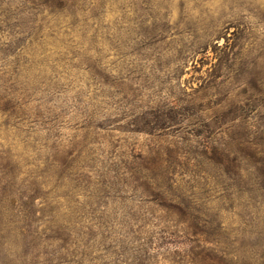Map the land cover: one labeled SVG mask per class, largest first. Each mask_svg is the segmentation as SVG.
I'll return each instance as SVG.
<instances>
[{
    "label": "rangeland",
    "instance_id": "1",
    "mask_svg": "<svg viewBox=\"0 0 264 264\" xmlns=\"http://www.w3.org/2000/svg\"><path fill=\"white\" fill-rule=\"evenodd\" d=\"M4 89L25 91L34 117L15 128L0 114V144L25 152L38 140V150L70 140V189L48 175L33 176L44 168L31 164L7 167L19 179L0 187L27 195L21 205L34 211V234L50 257L60 244L55 237L68 239L71 231L78 235L74 247L91 255L85 264H116L110 252L139 245L126 239L139 226L127 212L149 205L122 184L108 188L114 167L126 170L132 156L149 159L158 149L180 157L201 150L199 141L211 146L218 121L229 122L220 125L236 136L243 127L251 139L264 133V0H70L61 16L6 2L0 7ZM166 119L179 123L151 128ZM36 194L30 210L28 196ZM262 204L252 212L263 217ZM245 211L242 205L227 218L229 230L243 228ZM179 241L169 237L154 246L175 248ZM253 241L238 242L245 263L264 264L250 254L262 251ZM20 243L15 264L25 252ZM169 257L161 251L157 260L170 264ZM7 258L1 254L0 264H10Z\"/></svg>",
    "mask_w": 264,
    "mask_h": 264
},
{
    "label": "trees",
    "instance_id": "2",
    "mask_svg": "<svg viewBox=\"0 0 264 264\" xmlns=\"http://www.w3.org/2000/svg\"><path fill=\"white\" fill-rule=\"evenodd\" d=\"M6 2L47 9L54 16H61L68 9L70 0H0V7ZM5 91H0V114L7 116L8 124L11 125L10 119H13L16 123L12 126L17 128L18 123L31 120L30 96L26 97L25 91L20 94ZM157 121L153 127L149 123V128L179 123L167 119ZM136 122L138 120L133 124ZM225 123L229 122L218 121L216 127L211 128V133L218 136L217 143L211 146L209 141H199L201 150H192L188 155L178 152L180 157L173 151L166 154L158 149L153 156L147 157L149 159L132 156L126 170L118 166L112 169L113 184L108 188L115 190V185L119 188L122 184L123 191H138L146 198L149 208L143 207L144 212L139 214L127 212L133 224L139 226L126 230V239L130 236L129 241L139 245L112 251L110 257L117 256L119 264H159L157 256L164 251L170 256V264H246L245 247H238V242L248 236L255 242L252 247L262 250L259 254L254 251L250 254L264 259V216L252 212L264 203V133L259 139L257 136L251 139L248 129L243 127L236 136V132L222 129ZM38 141L24 149L25 152L0 144V183L19 179V175L7 171V167L31 164L29 166L44 168L42 174L33 176L48 175L70 189V140L66 144L44 143L39 150ZM19 193L20 190L0 187V255H5L6 259L9 256L10 264H15L12 252L21 245V240L25 247L21 264H85V259L91 255L74 247V238L78 235L74 237L71 231L68 239L63 235L55 237L60 244L54 250V257H50L52 253L43 248L45 240L35 236L37 230L32 225L39 220L34 211H26L21 205L27 195L21 193L23 196H19ZM37 195L28 196L30 202H26V206H30V210L36 205ZM242 205L249 208V211L239 213L243 228L229 230L228 219ZM213 206L215 212H210L209 208ZM150 226L155 230L148 229ZM233 233L236 234L233 236ZM90 235L96 237L91 231ZM169 237L180 240V246L165 249L154 246L155 241Z\"/></svg>",
    "mask_w": 264,
    "mask_h": 264
}]
</instances>
